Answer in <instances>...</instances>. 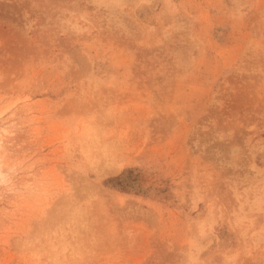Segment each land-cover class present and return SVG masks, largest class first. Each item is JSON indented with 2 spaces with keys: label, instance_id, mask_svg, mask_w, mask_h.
<instances>
[{
  "label": "rangeland",
  "instance_id": "374dc122",
  "mask_svg": "<svg viewBox=\"0 0 264 264\" xmlns=\"http://www.w3.org/2000/svg\"><path fill=\"white\" fill-rule=\"evenodd\" d=\"M0 264H264V0H0Z\"/></svg>",
  "mask_w": 264,
  "mask_h": 264
}]
</instances>
